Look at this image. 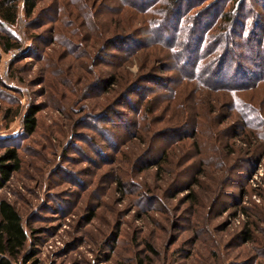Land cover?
Returning a JSON list of instances; mask_svg holds the SVG:
<instances>
[{
    "label": "rangeland",
    "instance_id": "374dc122",
    "mask_svg": "<svg viewBox=\"0 0 264 264\" xmlns=\"http://www.w3.org/2000/svg\"><path fill=\"white\" fill-rule=\"evenodd\" d=\"M114 1L40 0L34 24L20 2L19 45L0 48V137L22 160L0 198L35 253L15 264H264V39H245L256 14L264 29V0H228L247 31L218 20L196 69L149 33L164 3ZM189 1L181 42L197 11L224 6ZM129 32L145 40L113 39ZM233 62L248 75L231 78Z\"/></svg>",
    "mask_w": 264,
    "mask_h": 264
},
{
    "label": "trees",
    "instance_id": "16d2710c",
    "mask_svg": "<svg viewBox=\"0 0 264 264\" xmlns=\"http://www.w3.org/2000/svg\"><path fill=\"white\" fill-rule=\"evenodd\" d=\"M40 0H0V48L3 51H8L19 45L14 35L8 30L9 27L16 24L18 21V10L21 2V10L29 24H34L36 19L34 12L38 6ZM184 1L187 5H184ZM234 2L233 7H236L238 0H231ZM120 8L118 11L123 12V8H130L137 10L140 13L151 14V10L157 5L164 3L163 12L160 19H156L150 22V35L154 36L156 42L168 43L170 47L179 46L180 55H189L190 60L193 59L194 63L192 67L197 68V62L201 51L204 53V44L207 33L215 27L218 20L219 22H226L233 29L238 28L241 31H247L244 22H241L240 11L234 12L226 10L228 6V0H224L223 10L219 7H209L197 11L194 16L193 27L184 36V41H177V34L180 32L181 24L183 23L184 16L189 14L191 6L189 0H116L114 1ZM199 2V3H198ZM203 0H198L195 4H201ZM102 1L99 2V7L102 5ZM223 5V4H222ZM186 6V7H185ZM190 6V7H189ZM86 7V6H85ZM156 12V11H154ZM89 14V13H88ZM209 16V18H208ZM207 17V18H206ZM253 18L254 22L251 28L247 31L248 35L245 38L248 42H260L264 39L263 31L255 33L256 25L259 20ZM260 24V23H259ZM40 27L41 24L37 25ZM39 36V35H38ZM141 38V37H140ZM114 40H123L129 44L138 46L140 41H144L145 38L138 39L133 34L119 35L115 34ZM234 66V78L238 74L243 73L247 76V70L243 68V65L239 62H233ZM223 61L217 66L216 73L221 74L223 70ZM260 66V65H259ZM241 75V74H240ZM257 80H262V77H256ZM117 76L111 77V84H116ZM40 111V106L32 104L28 106L22 116V132L23 136L32 135L37 128V113ZM22 160L19 153V146L15 143L14 138L0 137V189L4 188L10 181L13 174L21 169ZM34 231H31L33 233ZM29 240L28 230L24 226L21 216L16 208L6 199L0 198V264H15L26 263L33 256V249L26 250V245ZM35 244V243H33ZM31 264H37L36 259ZM136 264H143L142 259H138Z\"/></svg>",
    "mask_w": 264,
    "mask_h": 264
}]
</instances>
